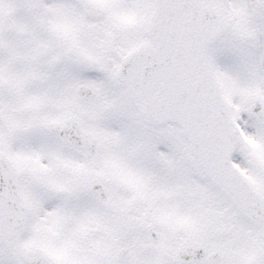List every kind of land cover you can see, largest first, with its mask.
Listing matches in <instances>:
<instances>
[{
	"label": "snow or ice",
	"instance_id": "obj_1",
	"mask_svg": "<svg viewBox=\"0 0 264 264\" xmlns=\"http://www.w3.org/2000/svg\"><path fill=\"white\" fill-rule=\"evenodd\" d=\"M0 264H264V0H0Z\"/></svg>",
	"mask_w": 264,
	"mask_h": 264
}]
</instances>
